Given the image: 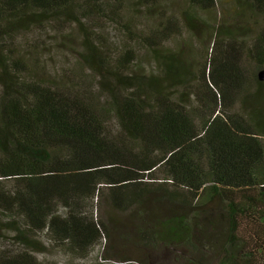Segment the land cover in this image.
<instances>
[{
	"label": "trees",
	"instance_id": "trees-1",
	"mask_svg": "<svg viewBox=\"0 0 264 264\" xmlns=\"http://www.w3.org/2000/svg\"><path fill=\"white\" fill-rule=\"evenodd\" d=\"M51 48L75 70L40 77ZM263 71L264 0H0V264H56L40 235L148 264L100 252L114 213L185 264H264Z\"/></svg>",
	"mask_w": 264,
	"mask_h": 264
},
{
	"label": "rangeland",
	"instance_id": "rangeland-1",
	"mask_svg": "<svg viewBox=\"0 0 264 264\" xmlns=\"http://www.w3.org/2000/svg\"><path fill=\"white\" fill-rule=\"evenodd\" d=\"M107 34L109 36V43H115V35L116 32L113 30L110 26L107 29ZM52 35L51 33L46 34V39L50 38L49 36ZM69 39H66L65 42L68 44L70 48L72 47H80L81 46V38L79 35V32L77 31H71L69 35ZM183 39H185V42L190 41V46L192 49L195 47L197 49V43L194 38H190V36H183ZM194 49V50H195ZM43 58L41 62L39 63V75L40 77H46L50 76L51 74V67L58 68L62 67L65 69L75 68L73 67L74 59L73 58H64L60 57L57 54V51H54V48H51L49 52L44 51ZM59 69V68H58ZM61 69V68H60ZM77 70V68H76ZM88 76V75H87ZM262 77H264V74H261ZM161 177V176H160ZM158 209V207H156ZM150 209V219L152 221L153 214L152 210L154 207L149 208ZM107 208L104 207L102 204L101 206L97 207L95 210V217L98 219H102L103 221H106L107 215H108ZM112 218L114 219V224L112 226V233L110 234V240L107 238H103L101 241V247L100 252L103 251V249L106 247L108 255L111 256H130L134 258V260L139 261H146L148 264H185V262L182 259L183 254H175V252L171 249H167L166 247L160 246L159 249H153V250H147L142 247L140 244V240L138 239V236L135 237L133 234H129L130 230L133 229L131 227V224L133 226V216L131 214L127 215H120L118 213H114ZM119 220H123L126 223V226H121L119 224ZM129 229L127 232L128 234H124L125 230ZM111 230V229H110ZM5 237V236H4ZM103 237H105V232H103ZM39 239L42 242V245H38L36 249H33L32 253L33 255L40 261L44 262H50V263H56V264H64L67 261V257L63 255L61 252H59L56 249H53L51 247V244L47 240V238L43 235L39 236ZM9 242H13L11 239V234H6V237L4 239L0 240V244L3 243L9 244ZM180 253V252H179ZM95 257L89 256L88 259L84 261V258H74L75 263H82V264H93ZM121 260L113 258V260H110L106 262L107 264H123V262H120ZM142 264V263H141Z\"/></svg>",
	"mask_w": 264,
	"mask_h": 264
},
{
	"label": "water",
	"instance_id": "water-1",
	"mask_svg": "<svg viewBox=\"0 0 264 264\" xmlns=\"http://www.w3.org/2000/svg\"><path fill=\"white\" fill-rule=\"evenodd\" d=\"M261 74H264V71L259 73V78H260L261 80H264V77H262Z\"/></svg>",
	"mask_w": 264,
	"mask_h": 264
}]
</instances>
